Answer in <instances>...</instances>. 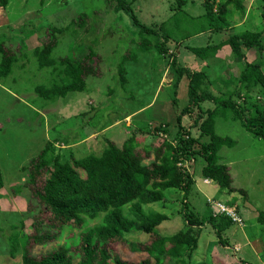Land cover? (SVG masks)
Masks as SVG:
<instances>
[{
    "label": "rangeland",
    "instance_id": "rangeland-1",
    "mask_svg": "<svg viewBox=\"0 0 264 264\" xmlns=\"http://www.w3.org/2000/svg\"><path fill=\"white\" fill-rule=\"evenodd\" d=\"M206 1L216 13L227 4L230 27L199 31L205 25ZM237 1L243 10L232 0H127L141 23L155 34L142 33L128 13L116 10L108 0H9L6 7L0 6V43L7 55L17 58L11 73L0 80V264H23L25 250L39 256L68 242L72 247L80 242L82 229L76 227L48 245H27L26 234L34 233L36 202L33 190L23 187L29 181V171L24 168L47 142H54V154H60L62 162L72 163L74 158L101 156L110 143L122 147L133 137L145 164L155 160L153 153L145 154L152 146L169 141L179 147L187 138L194 140L192 149L197 153L180 163L193 178L187 198L185 191L168 189L163 201L144 206L147 212L167 216L156 228L158 233L171 236L192 229L198 246L190 264H264V224L259 221L264 212V140L247 131L232 109L217 117V135L236 141L219 152L220 163L230 168L236 191L223 190L202 175L210 139L195 126L204 111L221 108L207 100L201 110L193 106L184 113L190 100L188 76L174 87L178 66L202 71L204 86L199 92L209 90L219 100L223 99L220 94L231 95L249 116L254 106L264 109L262 85L247 91L241 82L248 62H262L264 73V57L258 58L251 50L242 60L227 46L205 60L190 49L218 45L244 31L260 33L264 45V0ZM53 28L61 31L52 32ZM186 28L188 38L183 39ZM167 31L174 40L166 38ZM51 38L56 41L53 59L78 60L93 51L98 64L97 73L86 79V90L56 101H47L35 91L40 85L51 87L61 80L51 67L41 68L34 53ZM143 39L152 42L151 51L141 49ZM157 44L168 50H159ZM128 55L134 59L124 62ZM2 58L0 53V63ZM123 66L125 83L120 72ZM183 127L187 134H182ZM41 185L38 182L36 187ZM102 217L91 221L88 228L101 224ZM227 217L233 224L219 238L217 229ZM17 234L19 246L12 255L9 238ZM151 238L137 226L126 242H110L108 247L114 256L141 261L148 257L145 247ZM170 259L166 263L184 264L181 258Z\"/></svg>",
    "mask_w": 264,
    "mask_h": 264
},
{
    "label": "trees",
    "instance_id": "trees-1",
    "mask_svg": "<svg viewBox=\"0 0 264 264\" xmlns=\"http://www.w3.org/2000/svg\"><path fill=\"white\" fill-rule=\"evenodd\" d=\"M108 1L114 3L116 10L128 13L134 24L143 29L142 33L155 34V30L141 23L127 0ZM232 1L243 10L240 1ZM8 2L9 0H0V6L6 7ZM205 4L207 12L202 16L205 25L201 27L200 32L210 31L213 28L218 31L231 26L227 19V4H222L218 13L215 12L210 1H206ZM262 16L264 18V8ZM55 29L53 28L52 32ZM57 31L61 30L57 29ZM166 33L168 40H174L171 32ZM188 33L187 29L182 38L187 39ZM260 38L261 34L258 32L244 31L233 34L221 44L190 49L205 60L214 58L220 49L227 46L242 60L251 50H255L259 54L258 58H262L264 45ZM161 45L157 44L159 50L163 52L168 50ZM3 46L4 44L0 43V53L3 55L0 63V80L11 73L12 65L17 59L15 55H7ZM55 46L56 41L51 38L48 44L34 51L40 67H51L61 79L55 81L51 87L40 85L36 88L38 96L47 101L65 99L72 92H83L86 90V79L97 73L98 64L93 51L78 60L70 57L56 60L51 57ZM140 47L144 52L154 48L148 39H143ZM131 58L134 59V56H126L124 62ZM174 63L177 66V61L174 60ZM261 65L262 62H248L242 70L241 82L244 83L247 91H251L257 84L264 88V73ZM120 72L121 80L125 83L126 68L121 67ZM176 73L178 76L174 84L175 88L183 76L187 75L190 80V100L183 110L184 113H189L193 106L201 110V104L207 100L216 102L221 108V112L218 109H208L195 121V126H199L202 134L210 139L206 145L209 149L208 162L203 167L202 175L205 179L214 180L223 190L234 192L236 190L232 187L230 168L220 163L219 152L223 147H233L236 141L217 135L216 119L219 115L226 116L229 109H232L247 131L264 140V109L254 106L255 110L249 116L231 95L220 94L223 99L219 100L218 96L209 90L199 92L204 86L205 74L202 71H192L178 66ZM181 132L187 134L189 131L183 127ZM193 141L192 138H187L179 147L169 141L152 146V151H145L146 157L154 154L155 160L150 164L143 162L145 156L138 151L139 144L134 137L126 141L122 147L110 143L109 148L101 156L74 158L72 163L62 162L61 155L54 154V142H47L45 148L24 168L29 171V181L23 184V187L33 190L34 199H32L36 202L33 208L34 233L26 234L27 245H48L59 239L67 229L78 227L82 232L79 236L80 242L74 247L68 242L39 256L25 250L23 264H172L166 263V258L171 261L170 258H181L184 264H190L198 246V237L193 234L192 229L171 236L161 235L156 228L167 220V216L159 212H147L144 206L163 201L164 192L168 189L185 191L184 195L187 198L193 186V178L180 163L197 153L192 149ZM38 182L42 185L36 187ZM2 187L3 177L0 171V189ZM239 192L246 194L243 189ZM102 215L101 224L88 228L91 221L101 218ZM259 221L264 224V212L260 213ZM214 222L211 220V223ZM232 224L233 221L229 217L219 224L217 229L219 238ZM137 226L143 233L153 237L145 247L148 257L141 261H131L114 256L108 244L126 242ZM9 239L11 254L15 255L19 246L18 234L12 235ZM75 259L78 261L76 262Z\"/></svg>",
    "mask_w": 264,
    "mask_h": 264
},
{
    "label": "crops",
    "instance_id": "crops-1",
    "mask_svg": "<svg viewBox=\"0 0 264 264\" xmlns=\"http://www.w3.org/2000/svg\"><path fill=\"white\" fill-rule=\"evenodd\" d=\"M212 37H214V36L212 35ZM188 47H190V46H188ZM202 47H205V46H202ZM190 48H197V46H192Z\"/></svg>",
    "mask_w": 264,
    "mask_h": 264
},
{
    "label": "built area",
    "instance_id": "built-area-1",
    "mask_svg": "<svg viewBox=\"0 0 264 264\" xmlns=\"http://www.w3.org/2000/svg\"><path fill=\"white\" fill-rule=\"evenodd\" d=\"M181 165V164H180ZM182 166V165H181Z\"/></svg>",
    "mask_w": 264,
    "mask_h": 264
}]
</instances>
